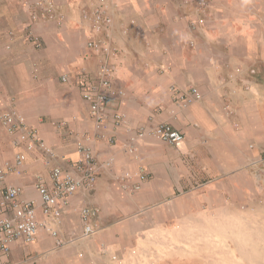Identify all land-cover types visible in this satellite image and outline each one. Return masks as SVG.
Here are the masks:
<instances>
[{"label": "crops", "instance_id": "1", "mask_svg": "<svg viewBox=\"0 0 264 264\" xmlns=\"http://www.w3.org/2000/svg\"><path fill=\"white\" fill-rule=\"evenodd\" d=\"M54 1L62 27L33 21L35 0H0V114L16 110L57 155L47 164L39 150L16 146V136L0 123V167L25 154L20 173L9 175L7 185L20 187L23 199L40 206L38 181L51 184L54 166L68 169L77 162L78 142L91 145L96 160H111L112 166L101 171L94 190L72 196L59 225L50 220L49 227L65 239L63 247L41 229L35 243L17 242L0 255V264H151L156 235L171 228L176 233L182 219L197 215L180 206L184 196L193 197L187 193L204 203L224 201L222 188L229 192L236 186L232 175L245 179L264 154V0H208L206 25L198 30L191 29L189 18L198 14L189 6L184 5L192 14L178 20L155 15L173 8L175 0H107L117 50L111 59L113 88L125 95L111 99L101 130L83 97L90 91L84 83L99 84L102 59L87 43L104 35L92 31L82 12L98 0L90 7L93 0ZM172 86L195 87L203 99L183 109ZM116 113L126 116V125L114 127ZM164 123L184 135L182 146L146 136L138 158L126 153L124 145L137 130ZM140 168L148 180L130 193L116 179ZM208 188L207 196H200ZM84 207L97 211L98 229L88 237L81 222ZM37 215L46 219L40 208Z\"/></svg>", "mask_w": 264, "mask_h": 264}, {"label": "built area", "instance_id": "2", "mask_svg": "<svg viewBox=\"0 0 264 264\" xmlns=\"http://www.w3.org/2000/svg\"><path fill=\"white\" fill-rule=\"evenodd\" d=\"M184 3L186 6L195 5L196 12L203 15L191 22V29L198 30L203 27L206 23L205 16L210 8L209 3L206 0H184ZM30 5L35 9L31 15L33 21L36 22L41 19L56 22L58 26H63L64 17L57 12L54 0H35ZM82 18L89 22L93 32L104 35V39L92 40L87 43L88 48L99 54L102 59L98 73L99 84L84 83L90 91L83 96L89 103L90 113L96 128L101 130L109 119L107 109L111 99L122 98L125 95V92L113 88L114 70L111 59L115 58L117 50L111 43L110 32L114 26V18L107 0H101L92 10H83ZM127 30L126 28L125 32ZM36 47L41 48V44L36 43ZM68 80V76L62 77L63 82H68ZM170 92L174 101L183 109L189 108L203 99L202 93L195 87L183 90L172 86ZM112 122L115 128H120L127 124V119L124 114L116 113L112 116ZM0 123L7 134L16 136L14 142L16 146L22 145L28 151L39 150L46 158L47 164L57 158L54 150L41 139L38 130L28 126L26 119L19 115L16 110L10 109L1 113ZM63 125L65 124H59V126ZM146 136H152L175 147H180L184 143L183 134L174 130L170 124H158L150 129L141 128L131 135L129 143L124 145L126 153L137 158L138 144ZM77 150L80 159L72 165L70 164L71 167L65 169L57 165L51 169V184H47L43 179L38 181L37 190L41 200L40 206L34 200L23 199V190L20 187L7 185L9 175L20 173L19 168L26 160L25 154L17 155L14 162H7L0 167V255H8L11 247L17 242L35 243L41 229L50 232L58 248L65 245V239L59 230L49 227L50 220L59 225L64 210L71 204L72 196L80 191L91 192L94 190L101 171L112 166L111 160L99 163L91 145L78 142ZM147 178V172L140 168L135 173L128 172L118 176L116 180L126 190L138 192ZM38 208L41 209L45 220H39ZM80 214L83 236L93 235L98 229L97 211L84 207L80 210Z\"/></svg>", "mask_w": 264, "mask_h": 264}, {"label": "rangeland", "instance_id": "3", "mask_svg": "<svg viewBox=\"0 0 264 264\" xmlns=\"http://www.w3.org/2000/svg\"><path fill=\"white\" fill-rule=\"evenodd\" d=\"M100 2L101 0L97 3L93 0L88 7ZM173 3V8L156 10L155 15L162 13L174 21L182 13H191L184 6V0H175ZM160 4L161 2L157 5ZM194 6L189 5L196 12ZM200 15L203 16L198 14ZM195 18L190 16V22ZM135 22L134 20V24ZM187 45L195 47V42L188 41ZM257 159V167L245 179L242 175L241 178H235L236 174L232 175L231 182H235L236 186H231L229 192L222 188L224 201L204 203L199 199L195 200L194 194L187 193L193 197L184 196L180 206L184 213L195 211L197 215L191 220L182 219L181 227L176 229V233L171 228L172 231H166L163 236L156 235V251L151 264H264V154ZM208 191L209 188L200 191V196H207ZM169 209L173 211L170 207L167 211ZM178 210L179 208L176 209ZM150 244V247H154ZM114 257L117 259V255H113V260H116ZM137 258L145 259L144 256Z\"/></svg>", "mask_w": 264, "mask_h": 264}, {"label": "clouds", "instance_id": "4", "mask_svg": "<svg viewBox=\"0 0 264 264\" xmlns=\"http://www.w3.org/2000/svg\"><path fill=\"white\" fill-rule=\"evenodd\" d=\"M190 9H191V7H190ZM209 9H210V8H209ZM205 17H206V16H205ZM205 19H206V18H205ZM176 131H177V130H176ZM180 133H181V132H180ZM183 136H184V135H183ZM167 144H168V143H167ZM137 158H138V157H137ZM147 180H148V178H147ZM147 180H146V181H147ZM144 183H145V182H144ZM144 183H143V184H144ZM141 189H142V188H141ZM128 192H130V191L128 190ZM138 192H139V191H138ZM130 193H136V192H130ZM114 258L116 259V257H114Z\"/></svg>", "mask_w": 264, "mask_h": 264}]
</instances>
